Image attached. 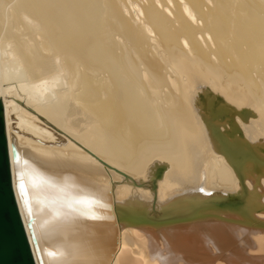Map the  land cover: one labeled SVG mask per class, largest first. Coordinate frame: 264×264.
I'll return each mask as SVG.
<instances>
[{
	"label": "bare ground",
	"instance_id": "obj_1",
	"mask_svg": "<svg viewBox=\"0 0 264 264\" xmlns=\"http://www.w3.org/2000/svg\"><path fill=\"white\" fill-rule=\"evenodd\" d=\"M0 100L43 264H264V0H0Z\"/></svg>",
	"mask_w": 264,
	"mask_h": 264
},
{
	"label": "water",
	"instance_id": "obj_2",
	"mask_svg": "<svg viewBox=\"0 0 264 264\" xmlns=\"http://www.w3.org/2000/svg\"><path fill=\"white\" fill-rule=\"evenodd\" d=\"M246 113L247 110H243V114ZM227 141L231 148L240 149L241 154H247V157L245 156L242 159L233 157L234 161L232 163L236 167L241 166L243 161L250 159L248 155L252 151L244 150L242 152L243 148L239 142H234L231 139H227ZM217 146L221 154L227 155V148L224 147L222 142H217ZM22 159L16 146L14 144L8 145L5 133L3 104L0 100V264H43L38 252L37 239L33 232L32 218L28 217L26 224H24L14 191L11 163L17 164ZM15 180L16 189H19L18 185L21 178H16L15 176ZM201 192L203 194L207 192L204 196L219 195L213 191ZM19 197L21 199V196ZM209 204V206H213L214 208L235 211L243 206V201L237 195H227L221 200H211ZM106 208L108 207L106 206ZM32 247L36 253V258L34 257Z\"/></svg>",
	"mask_w": 264,
	"mask_h": 264
},
{
	"label": "snow or ice",
	"instance_id": "obj_3",
	"mask_svg": "<svg viewBox=\"0 0 264 264\" xmlns=\"http://www.w3.org/2000/svg\"><path fill=\"white\" fill-rule=\"evenodd\" d=\"M28 186L35 187V183L31 177L28 180ZM21 195L24 196L27 193L28 187H26V183L24 179L21 178L20 183L18 185ZM100 203L93 196H79L74 199L73 203L68 205L70 209L77 211L81 216H85L90 219L96 218L93 214L95 207ZM52 259H55V254H49Z\"/></svg>",
	"mask_w": 264,
	"mask_h": 264
}]
</instances>
